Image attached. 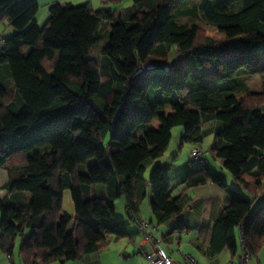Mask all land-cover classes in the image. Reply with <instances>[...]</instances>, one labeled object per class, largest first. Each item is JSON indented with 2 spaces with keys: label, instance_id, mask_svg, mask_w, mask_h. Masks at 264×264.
Wrapping results in <instances>:
<instances>
[{
  "label": "trees",
  "instance_id": "16d2710c",
  "mask_svg": "<svg viewBox=\"0 0 264 264\" xmlns=\"http://www.w3.org/2000/svg\"><path fill=\"white\" fill-rule=\"evenodd\" d=\"M133 1L116 12L57 2L41 28L38 0H0V23L13 30L7 39L0 31V163L9 165L11 193L0 200V247L12 255L21 236L23 264L74 261L106 249L110 237L126 238L115 202L125 196L129 213L136 210L134 183L143 163L165 154L176 127L184 128V143L200 145L205 121L224 123L213 157L253 195L263 189L264 88L241 100L215 96L243 73L264 75V0H202L194 8L191 0ZM185 16L194 23L178 24ZM102 29L109 30L102 61L112 74L105 83L92 55ZM171 47L188 59L170 73H144L151 74L148 94L131 77L142 64L167 61ZM109 134L118 146L111 155L103 144ZM91 159L96 163L78 174ZM209 183L232 199L214 224L211 248H227L236 259L238 234L257 257L264 249V206L251 214L252 202L208 167L184 181L186 189ZM97 185L106 187V198L87 195ZM150 185L152 211L165 224L181 205L161 167L153 169ZM67 190L76 218L64 212Z\"/></svg>",
  "mask_w": 264,
  "mask_h": 264
},
{
  "label": "crops",
  "instance_id": "0c3cea01",
  "mask_svg": "<svg viewBox=\"0 0 264 264\" xmlns=\"http://www.w3.org/2000/svg\"><path fill=\"white\" fill-rule=\"evenodd\" d=\"M43 1L49 3L55 0ZM99 1H101L103 5L95 10L104 8L107 5L106 0ZM54 3L57 2H52V4ZM52 4H50L49 7ZM0 31L3 32V37L5 39L13 35V30L5 22L0 23ZM175 51L179 52L176 47H171L167 56L168 61L171 60L172 57L175 55ZM255 76H260L261 78H264V75ZM247 77L248 75L243 73L238 76L234 80V82L222 85L219 93L215 96V98L217 100H222L226 96L233 95L238 100H241L242 98H245L251 93L263 91L262 81H260V90H257V87L253 85L251 88L249 87V84H251L250 82H257L255 80L258 77L252 76V79H250L249 82L247 80H242L240 83H237L238 78ZM233 84H235V91L237 89L238 93L232 92V89L230 87ZM252 88H254L256 91L252 90ZM262 110L264 112V106L262 107ZM224 127V123H219L216 120H207L202 124L201 130L198 134L202 137V142L200 143V146L204 151V161L201 165L202 167L210 168L215 174L221 177V179L226 183L230 190L237 193L245 200L252 202V204L263 200L262 204L259 207L261 208L262 206H264V195H259L261 190H258L259 193L256 196L249 192V190H247L245 186L238 183L235 180L234 176L224 168V161L222 160L216 159L218 160L216 162H219V166L221 168L219 173L215 172L212 167L208 166V162L205 157L209 152V154L213 156V147H203V143L205 139H212V145L214 146L216 144L217 135L224 129ZM147 128L151 129L152 125H148ZM182 144L188 145V147H182L187 148V151L189 153L188 155H190L191 150L194 148L193 145H196V143L194 142H183ZM173 157L174 155L170 156L169 160L163 159L164 157H160L155 160L148 159L143 163L144 172L135 180L134 183L136 210H134L132 214H130L127 210L128 217H126L124 220L118 219V214L116 211L117 220L125 225L127 231L126 238L119 240L116 237H110L107 240L106 249L102 251L86 254L74 261H57L49 264H147V253L150 250V244L146 241L144 235L141 233V230L137 224V219L149 221L157 226V231L155 233L156 238L161 240L162 247L163 243L168 247V250H166L164 247L163 249L167 251L169 255L174 259H179V255L177 256L175 250L177 246L178 252L179 250L182 251V247H185L184 253L195 257L200 264H228L230 261L236 260L239 257L240 252L237 255L236 259H233L227 248H225L221 252H216L211 248L214 224L219 219L223 211L227 207H229L232 202L228 191L212 183L192 189H186L184 185L185 179L200 165L198 167L192 166L189 164L188 161L186 162V158L183 161H179L175 160V157ZM157 166L162 168L164 179L171 187V196L179 200V203L182 208V211L179 215H177L165 224L158 223L152 211L153 193L150 185V176L153 169ZM9 171L10 169L7 163H0V200H4L6 198L11 197V193L8 190V184L10 182ZM257 174L258 173L255 172V175ZM96 188L97 187H91L89 190H87V195L90 198L94 196H99L100 198L107 197V190L105 186L102 188L103 192L101 194H98ZM25 198L28 200V195H26ZM119 199H117L116 202ZM65 201L66 195L64 193V206ZM146 202H148L147 206ZM148 207L150 209H148ZM67 214H69L73 218H76L75 209L74 214L72 212H67ZM75 223L76 222H73L71 229L74 227ZM29 234L30 231H26V236H28ZM1 236L2 234L0 231V239ZM237 238L239 244L241 245V240L238 234ZM21 243L22 237L19 236L16 242V248L12 255H10V257L9 254L0 247V264H23V261L19 255ZM251 264H264V250H262V252L257 257L253 258Z\"/></svg>",
  "mask_w": 264,
  "mask_h": 264
},
{
  "label": "rangeland",
  "instance_id": "374dc122",
  "mask_svg": "<svg viewBox=\"0 0 264 264\" xmlns=\"http://www.w3.org/2000/svg\"><path fill=\"white\" fill-rule=\"evenodd\" d=\"M58 1L59 2H64V3L71 2L72 4L77 5V6L78 5L91 4L94 9H97L100 6L103 5V3L101 1H99V0H55V1H51L49 3H47V2H45L43 0H39L38 2H39L40 8H39V13L37 15V24H38L39 27L43 28L46 25V23H47V21L49 19V16H50L49 15V5L52 4V2H58ZM175 1H177V0H175ZM133 2H134L133 0H124L120 4H114L113 5V4H109L108 3L104 8L108 9V10H112L113 12H116V11L125 10V9H128L129 7H132ZM201 2H202V0H191L188 3V7L189 8H194V7H196L195 5H198ZM242 5H243L242 3H239V4L235 5L233 11L239 10L242 7ZM194 20H195L194 16H185V17H181V18L178 19V24H181V25L184 24V25H189L190 26V25H192L194 23ZM1 36L3 37V32L1 33ZM108 40H109V30L105 31L104 29H102L101 30V42H99L92 50L93 58L96 61V63L98 64V66L100 67V69L102 70L101 78H102V81L104 83L107 82V81H110L112 79V74L107 69L106 64L102 61V58H103L102 49L104 48V46L108 42ZM0 44H1V42H0ZM1 48H2V45H0V49ZM173 57L169 61L168 60L167 61L154 60L151 63L168 64V63H171V62H173V61H175L177 59H180V58L188 59V55L187 54H181L180 52H176V51H175V55ZM150 75L151 74H143L142 76H140V77H138L137 79L134 80V83L136 85H139V86L143 87L148 94L151 93V91L149 90V83H148V79H149ZM261 76H263V75H261ZM251 77H252V75H248L247 78H238L237 83H240L242 80L243 81L247 80L249 82L250 79H252ZM254 77H258L255 80L257 82H254V81L250 82L251 84H249V87L251 88L252 85H253V86L257 87L256 88L257 90H260V87H261L260 81H262V88H264L263 87L264 86L263 85L264 84V78H261L260 76H254ZM258 79H259V81H258ZM233 90H232V92L238 93L237 89H236V91H233ZM252 90H255V89L252 88ZM217 122L222 123L220 121H217ZM138 131H139V133H141L142 132L141 128ZM172 135L173 136H172L171 143H170L166 153L162 156V157H164L163 159L169 160L170 159L169 157L174 155L175 160L183 161L186 158V162L187 161L189 162L190 155H188L189 153L187 151V148H182V147H188V145H185V144L183 145L182 144L183 143V136L185 135L184 128L183 127L174 128V130L172 132ZM111 136L112 135L109 134L103 140V144L106 147V149L109 151L110 155L115 150L118 149L117 144L112 141ZM212 144H213V140L212 139H205V141L203 143V147H213ZM190 147H192V146H190ZM193 147H195V146L193 145ZM209 153L205 157L207 162H208V166L212 167L215 172L219 173L220 169H221L220 166H219V162H216L218 160H216ZM171 161H172V158H171ZM109 162L112 164V159H111L110 156H109ZM95 163H96L95 159H91L86 164L79 165L77 167V173L78 174H86L88 169L90 167H92ZM200 167H202L201 164H200V166L198 168H200ZM103 187H104V185H97L96 189L98 191V194H101L103 192V189H102ZM261 194H262V196L264 195V189H262L260 191L259 195H261ZM65 195H66V201H65L64 211H65V213L72 212L74 214V209L75 208H74V203H73V200H72L71 192L67 190V191H65ZM249 198H250V196H249ZM251 198H253V197H251ZM262 202H263V200H261V201H259L257 203H253L254 207L252 209V214L256 213L259 210V207L262 204ZM126 205H127V203H126L125 196H122V198L119 199L116 202V211H117L119 220H124L126 217H128ZM147 205H148V202H146V206ZM148 209H150V208L148 207ZM117 214H116V216H117ZM163 247L166 250H168V247L164 243H163ZM175 250H176V254L178 256L179 252H178L177 246H176ZM181 252L182 253L185 252V247H182V251ZM184 254H186V253H184Z\"/></svg>",
  "mask_w": 264,
  "mask_h": 264
},
{
  "label": "built area",
  "instance_id": "2783aa9c",
  "mask_svg": "<svg viewBox=\"0 0 264 264\" xmlns=\"http://www.w3.org/2000/svg\"><path fill=\"white\" fill-rule=\"evenodd\" d=\"M1 41V37H0ZM187 59H177L168 64H158V63H145L140 65L137 70L132 75L131 79H136L140 75L148 72H153L157 70L164 71L166 73L173 72L180 67H182ZM204 161V151L201 146L195 145L192 149L189 157V163L192 166H199ZM137 224L144 235L146 241L150 244V250L147 253V264H200L195 257L184 254L179 251V259H174L165 251L162 247V242L156 238L155 233L157 231V226L146 220L137 219ZM241 252L236 260L230 261L228 264H251L253 261V256L249 251L245 249V245L241 242ZM10 257V256H9Z\"/></svg>",
  "mask_w": 264,
  "mask_h": 264
}]
</instances>
